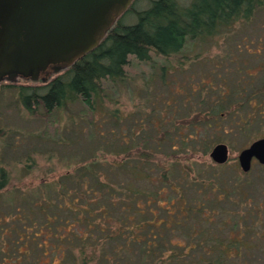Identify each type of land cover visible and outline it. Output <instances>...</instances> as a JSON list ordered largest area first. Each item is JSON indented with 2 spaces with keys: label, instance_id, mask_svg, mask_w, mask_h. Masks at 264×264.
Masks as SVG:
<instances>
[{
  "label": "trees",
  "instance_id": "1",
  "mask_svg": "<svg viewBox=\"0 0 264 264\" xmlns=\"http://www.w3.org/2000/svg\"><path fill=\"white\" fill-rule=\"evenodd\" d=\"M139 1L131 0L96 45L65 66L50 70L48 74L51 75L19 82L13 80L15 77H4L0 84L14 88L18 101L25 108L45 118L58 107L67 108V103L74 99L92 109L96 101L103 104L102 99L109 93L104 81L124 78V65L130 53L139 59H148L152 51L167 56L182 48L187 37L213 35L234 22L249 20L257 10L264 8V0H143L142 4ZM125 13L136 17L125 20ZM258 74L245 77V84L238 81L224 92L205 87L206 92L210 91L198 99L200 108L182 117L189 130L178 137L177 142L171 140V136L169 143L154 141L152 134L141 141L130 137L109 157L93 155L72 169L64 170L56 178L59 189L55 199L47 196L48 216L44 220L47 229L57 231L59 225L60 234L54 232L52 235L61 239L62 254L65 249L74 253V264H98L101 257H106L110 264L128 257L126 262L130 264L128 252L137 246L144 252L143 256L154 254L156 264H184L185 256L180 257L185 253L182 249H177L176 253L170 251V254L165 249L202 247L206 243L207 249L200 256L201 264L227 263L225 258L230 247L236 249L238 258L243 257L241 254L248 244L243 243L242 237H228L223 242L211 233L213 237L207 238L206 242L192 238L193 244H182L165 236V231L173 226L189 228L188 221L195 218L211 220L216 214L212 204L229 199L230 193L236 194V202L252 198L254 191L264 193V187H256L254 181L251 183L246 172L241 181L243 184L237 183V186L233 181L225 184L219 179L221 163H215L214 167L207 160L191 157L197 149L207 151L212 142L200 137V129L196 135V125L207 130L219 119L237 115L236 125L245 128L263 118L264 67ZM178 125L175 122L181 133ZM261 166L263 168L264 163ZM206 171L214 173V178L205 176ZM7 180L1 167L0 187L3 188ZM164 186L169 188L167 193ZM159 199L165 202H159ZM203 206H209L213 212L204 214ZM231 209L230 216L234 219L229 228L250 230L252 224L239 221L244 215ZM249 209L243 208V211ZM205 228L196 222L190 232L194 237ZM74 248L75 252L72 251ZM63 262L61 259L58 264Z\"/></svg>",
  "mask_w": 264,
  "mask_h": 264
},
{
  "label": "rangeland",
  "instance_id": "2",
  "mask_svg": "<svg viewBox=\"0 0 264 264\" xmlns=\"http://www.w3.org/2000/svg\"><path fill=\"white\" fill-rule=\"evenodd\" d=\"M138 3L142 4L143 0ZM135 17L131 13L123 16L125 20ZM124 67L123 79L104 81L109 93L102 99L103 104L96 101L95 107L89 109L81 100L74 99L67 103V108L58 107L47 118L31 113L18 101L14 88L0 84V126L3 128L0 170L4 168L8 179L4 187H0V264H58L61 259L63 264H74V253L65 249L62 254L61 239L52 235L60 234L59 225L57 231L45 227L47 196L55 199L59 189L56 178L90 156L109 157L130 137L141 141L152 134L154 141L169 143L171 136V140L177 142L178 137L189 130L182 117L200 108L198 99L210 91L206 92L205 87L224 92L238 81L245 84L244 78L249 75L258 76L264 67V8L257 10L249 20L234 22L213 35L187 37L182 48L167 56L152 51L148 59H139L130 53ZM47 75L51 74L47 72L39 78ZM13 80L32 81L19 76ZM237 119V115H228L212 123L207 130L196 125V135L200 129V137L212 142L207 151L197 149L191 157L207 160L214 167L215 163H221L219 179L225 184L232 181L236 185L243 184L241 181L248 173L251 183L254 181L256 187H264L261 163L253 157L250 168L243 170L237 159L240 147L256 135L264 134V114L245 128L236 125ZM218 141L227 144L228 157L222 161L214 160L209 154ZM205 176L214 178V173L206 171ZM163 190L167 193L169 188L164 186ZM230 194L229 199L211 202L216 209L211 220H189V228L173 226L165 231V236L182 244H193L192 238L206 242L213 237L211 233L223 242L228 237H242L243 243L248 244L245 251L242 250L243 257L236 256L234 247L227 248L225 264H264V210H260L264 209V193L254 191V198L240 202L234 199L235 193ZM159 202L165 201L159 199ZM208 207L203 206L204 214L213 212ZM231 208H235L238 215H244L239 218L240 222L252 224L250 230L229 228L234 219L230 216ZM243 208L250 209L245 212ZM196 222L206 228L193 237L190 227ZM134 248L128 252L130 264H156L154 254L143 256V251L137 246ZM179 248L185 252L180 256H185L184 264H201L200 256L207 244L170 247L165 252L176 253ZM102 258L98 259V264H110L106 257ZM126 260L122 257L114 264H128Z\"/></svg>",
  "mask_w": 264,
  "mask_h": 264
},
{
  "label": "water",
  "instance_id": "3",
  "mask_svg": "<svg viewBox=\"0 0 264 264\" xmlns=\"http://www.w3.org/2000/svg\"><path fill=\"white\" fill-rule=\"evenodd\" d=\"M131 0H0V79H37L57 70L98 43ZM216 161L228 157L227 144L209 150ZM264 163V134L239 148L247 170L252 158Z\"/></svg>",
  "mask_w": 264,
  "mask_h": 264
}]
</instances>
